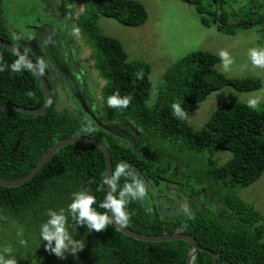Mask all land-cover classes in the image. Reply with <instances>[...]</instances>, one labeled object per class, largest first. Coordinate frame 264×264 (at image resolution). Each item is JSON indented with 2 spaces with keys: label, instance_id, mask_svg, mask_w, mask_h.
I'll return each instance as SVG.
<instances>
[{
  "label": "trees",
  "instance_id": "16d2710c",
  "mask_svg": "<svg viewBox=\"0 0 264 264\" xmlns=\"http://www.w3.org/2000/svg\"><path fill=\"white\" fill-rule=\"evenodd\" d=\"M181 1L195 8L201 25L210 26L214 21L213 25L229 35L236 29L264 28V0L257 3L250 0L245 15L247 20L235 25H228L223 11L229 0ZM2 2L0 0V39L25 53L39 67L48 84L51 101L41 115L15 110L0 112V178L17 180L24 177L58 141L75 136L92 138L107 148L112 175L117 164L126 163L129 166L126 171L145 185V197L129 200L126 205L129 221L125 228L145 235L184 234L192 237L204 249L197 252L192 264H213V254L216 264H264V216L237 195L238 188L253 184L264 172V104L253 110L247 104L227 103L215 109L200 130L194 131L188 125L192 108L210 93L224 87L256 91L260 89L261 81L252 77H225L215 69L221 61L220 56L195 51L165 71L164 87L149 106L146 104L152 94L149 66L139 60L129 61L122 44L105 35L98 25L101 18H109L123 26L139 27L147 21L145 8L136 0H91L74 23L91 48L89 64L104 84L100 90L101 103L94 109L95 114L99 112L96 119L90 116L80 100L84 114L78 116L59 107L56 87L37 61L38 54L31 53L21 43L20 46L11 43L2 18ZM46 30L51 34L56 31ZM17 59L19 57L14 53L0 47V105L40 108L44 104L42 86L31 68L12 71L11 65ZM52 66L65 76L75 94L70 77L55 64ZM114 94L130 97L128 106L109 107L107 98ZM173 103L180 105L186 114L184 119L173 115ZM90 104L88 101V108ZM143 137L146 138L143 142L148 145L149 139H154V142L166 141L179 152H209L204 175L224 188L220 214L196 212L180 215L175 220L163 218L161 213L173 211L174 206L166 204L160 209V202H154L155 194L160 191L164 194L169 190L166 185L176 181L186 190L193 179L183 182L175 174L179 168L181 174L182 164L176 166L156 148L155 154H148V149L142 148ZM217 151H227L232 157L218 165L211 159ZM105 178V160L97 146L81 142L68 144L56 151L29 182L15 188L0 186V221L18 224L30 219L40 226L47 219L48 209H66L71 202V193L78 190H87L96 198L92 207L109 215L107 210L99 207L106 195ZM126 182L130 183L131 178L121 176L113 195L118 194ZM149 203L155 204L154 212ZM68 224L72 239L81 241L82 249L74 254L65 251L63 257L47 250V256L36 259V264L44 258L47 264H187L191 252L190 245L181 240L143 242L129 238L113 223L100 232L76 226L70 218ZM39 229L32 228L37 233ZM26 262L33 260L28 258Z\"/></svg>",
  "mask_w": 264,
  "mask_h": 264
},
{
  "label": "rangeland",
  "instance_id": "374dc122",
  "mask_svg": "<svg viewBox=\"0 0 264 264\" xmlns=\"http://www.w3.org/2000/svg\"><path fill=\"white\" fill-rule=\"evenodd\" d=\"M136 1L143 5L147 13V21L143 25L127 27L109 18H101L98 25L105 35L117 39L122 44L129 61L139 60L149 66L152 94L146 102L147 105L150 106L163 89L165 71L176 61L195 51H206L216 56H219L221 51H227L231 64L225 70L221 60L215 66L216 71L228 78H257L261 81V87L256 91L248 92L224 87L210 93L205 100L192 108L188 116V125L194 131L200 130L211 113L224 104L232 102L247 104L250 98L258 99L257 108L264 104V66L253 65L249 57V50L264 48V28L254 26L236 29L233 35H229L213 24L201 25L195 8L181 0ZM253 1L257 3L259 0ZM90 2L91 0H3L2 18L10 33L11 43L20 46L19 43L25 45L27 41L31 42L37 31L45 33L46 28L59 29L64 25L66 12L71 10L78 15ZM250 5V0H229L224 4L223 11L228 25L247 20L245 15ZM74 41L81 47L82 56L90 57L91 48L87 46V41L84 38L83 40L74 38ZM79 58L77 55L74 56L75 61ZM38 62L42 63L47 76L56 87L59 107L83 116V107L65 76L55 70L49 62L42 59ZM86 68L89 76L86 89L88 95L98 105L101 103L100 90L104 81L98 78L96 71L90 66ZM73 77L78 78L75 75ZM96 106H93V110ZM149 140L151 145L148 146L150 149L146 150L148 154H155L153 150L156 148L164 157L172 159L176 166L182 164L184 169L181 174L180 168L176 169L175 174L179 175L183 182L193 179L189 186L187 184L189 188L186 187L185 190L183 187L190 195L188 198H184L183 194L175 189L164 191L162 196L173 204L174 209L169 213H161L163 218L175 220L180 215H192L196 212L206 215L220 214L224 188L204 175L209 152L202 154L179 152L166 141ZM231 157L232 154L227 151H217L211 159L222 165ZM237 195L264 216V172L253 184L238 188ZM185 205L188 213L183 211ZM32 228H40V226L30 219L18 224L8 220L0 221V249L9 247L12 250L9 255H5V259H15L16 264H36V259L47 256L45 248L47 241H42L39 232H35ZM31 234L35 236L32 237ZM21 240L24 241L23 244ZM28 258L33 262L27 263ZM40 264H47V260L44 258Z\"/></svg>",
  "mask_w": 264,
  "mask_h": 264
},
{
  "label": "clouds",
  "instance_id": "9594fccd",
  "mask_svg": "<svg viewBox=\"0 0 264 264\" xmlns=\"http://www.w3.org/2000/svg\"><path fill=\"white\" fill-rule=\"evenodd\" d=\"M221 60L224 63L225 70L231 64V59L227 51L219 53ZM249 57L253 65L264 66V48H254L249 50ZM30 63H26L24 57H20L11 65L14 72H18L21 68H31ZM130 97L121 98L118 94H114L107 98V105L113 108H126L129 104ZM258 99L250 98L247 101V107L253 110L257 109ZM172 112L179 119L185 118V113L179 104H172ZM126 163L116 165L114 174L110 178H105L104 183L108 184L111 191L105 195L99 207L112 213V217L104 213L97 212L92 205L96 204V198L89 194L87 190H78L71 193V202L67 208L59 210L48 209L45 213L47 219L40 225L39 235L42 241H47L45 248L54 253L57 257H63L65 251H70L74 254L78 249H82L83 243L79 240H73L68 228V220L75 222L76 226H84L89 231L95 230L100 232L115 221L120 226L127 225L129 221V213L126 211V205L129 200L143 199L145 197L144 183L132 176ZM121 176H129L131 182L124 183L118 194L116 192V182ZM183 211L188 213V208L185 205ZM67 212V215H65ZM54 242V246H53ZM23 244L24 241L21 240ZM71 246V248H69ZM11 248L4 247L0 249V264H16L15 259H5V255L11 253Z\"/></svg>",
  "mask_w": 264,
  "mask_h": 264
},
{
  "label": "flooded vegetation",
  "instance_id": "af4514ba",
  "mask_svg": "<svg viewBox=\"0 0 264 264\" xmlns=\"http://www.w3.org/2000/svg\"><path fill=\"white\" fill-rule=\"evenodd\" d=\"M76 16L77 15L73 12L69 14L68 12H66L64 14V25L62 27L56 29V31H54L53 34L47 32L46 30H45L47 32V33L45 32L46 34L43 31H37L32 41L31 42L27 41V43L24 46L27 47V49L31 51V53L33 51H37L38 54L36 56L37 61H39V59L40 60L42 59L44 61L49 62L51 65L55 64L61 72L65 73L67 76L70 77V79L74 83L76 98L84 104V108L87 112H89L90 116L93 119H96L99 112H96L95 114L93 110V106L94 105L96 106L97 104L88 95V91L86 89V86L89 83V76L86 67L89 66L91 67V65L89 64V58L91 57V54L90 57L88 58L82 56L83 52L81 47H79L74 41V38L82 39V40L84 38L86 40V38L82 35V33L78 32V29L75 27L74 20ZM86 44L87 46H89L88 43ZM75 55H77L78 58L80 57L78 61H75L74 59ZM40 64L42 66L41 62ZM73 75L78 76V78L74 79L75 77H73ZM77 79H79V82H77ZM87 100L89 101V103H91L89 106L90 108H88ZM145 139H146L145 137L142 138V148L150 149L148 148L149 146L148 143L143 142ZM171 184L166 185V187H168L169 190L175 189L176 191L183 194L185 198H188L190 196L185 192L183 188H181L179 182L176 181V183H171ZM162 192L163 191L156 193L153 198L154 202H156L157 204L160 202L159 203L160 209L166 207L167 205H170L168 200L162 196L163 195L161 194ZM149 206L154 207L152 209V211L154 212L155 204L152 205L151 203H149Z\"/></svg>",
  "mask_w": 264,
  "mask_h": 264
},
{
  "label": "water",
  "instance_id": "95a60500",
  "mask_svg": "<svg viewBox=\"0 0 264 264\" xmlns=\"http://www.w3.org/2000/svg\"><path fill=\"white\" fill-rule=\"evenodd\" d=\"M213 24H214V21H213ZM0 47L5 48L8 51L14 53L19 58L24 57L25 62L30 63L32 65L31 69L36 74V76H37V78H38V80L42 86L43 92H44V104L40 108L27 109L24 107L15 106V105H11V104H2V105H0V112L3 110H15V111H19L21 113L29 114V115L44 114L50 105L51 97H50V90H49L48 84H47L41 70L25 53L20 51L18 48L12 46L8 42H5V41L0 39ZM33 52H35L37 54V51H33ZM75 142L87 143V144H92V145L97 146L102 151L103 156H104L106 178H110L112 176L111 160H110V155H109L107 148L101 142H98L92 138L83 137V136H75V137L64 139V140H61V141H58L57 143H55L42 156V158L39 160V162L36 164V166L24 177L17 179V180H4V179L0 178V186L6 187V188H15V187H19V186L29 182L30 180H32L36 176V174L41 170V168L44 166V164L50 159V157L56 151H58L59 149H61L62 147L66 146L68 144L75 143ZM110 191H111L110 186L108 184H106V194L109 193ZM108 212H109V217L111 218L112 213L110 211H108ZM113 225L123 235H125L129 238L138 240V241L168 242V241L181 240V241L187 242L191 247V252L189 254L187 264H192L193 259L195 258L197 252L204 250V249L200 248L198 246V244L196 243V241L188 235H184V234L145 235V234H140V233L131 231V230L125 228L124 226H120L115 221H113ZM213 259H214L213 264H216V255L215 254H213Z\"/></svg>",
  "mask_w": 264,
  "mask_h": 264
}]
</instances>
